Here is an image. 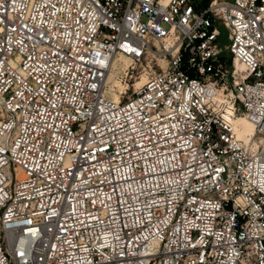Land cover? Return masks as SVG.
<instances>
[{"label":"built area","instance_id":"obj_1","mask_svg":"<svg viewBox=\"0 0 264 264\" xmlns=\"http://www.w3.org/2000/svg\"><path fill=\"white\" fill-rule=\"evenodd\" d=\"M199 1L0 0V264H264V0Z\"/></svg>","mask_w":264,"mask_h":264},{"label":"rangeland","instance_id":"obj_2","mask_svg":"<svg viewBox=\"0 0 264 264\" xmlns=\"http://www.w3.org/2000/svg\"><path fill=\"white\" fill-rule=\"evenodd\" d=\"M208 2L209 0H200L199 4L201 6L204 5V3ZM220 34L218 35V41L221 45H224L228 43V37H227V30L220 25ZM121 55V54H120ZM223 65L227 66L230 71H234L235 75H240L245 73V67L243 64H241L239 61H233L231 57H229L224 52L223 57ZM166 63V57L163 55H154L153 53H147L145 56H143L139 60H132L131 58H115L111 63V68L107 71V78L106 82L104 83V90L114 99L118 100L124 97L129 96L133 89L137 87L139 84H141L145 78L147 71L149 70H155L158 71L161 69L162 66H164ZM240 63V65L238 64ZM244 69V70H243ZM233 80V76L230 74L227 76L226 84H231ZM219 90V96L218 94H214V99L219 104V109H222L223 111L225 108H232L230 105V101H227V92L229 88H225L224 86L222 88L218 87ZM243 110L240 107H237L236 112L234 113L235 116H241L243 115ZM254 131V135L251 137V139H254L255 141L259 142V134ZM250 136L246 139H249Z\"/></svg>","mask_w":264,"mask_h":264},{"label":"bare ground","instance_id":"obj_3","mask_svg":"<svg viewBox=\"0 0 264 264\" xmlns=\"http://www.w3.org/2000/svg\"><path fill=\"white\" fill-rule=\"evenodd\" d=\"M122 57L128 58V56L122 54L121 55L116 54L113 57H111L107 71L111 68V63L115 58H122ZM238 64L240 65V63ZM106 78H107V72H106L105 82H106ZM229 103L232 108H225L223 111H221V116L226 121L232 124L238 137L247 140L246 138L249 135L250 136L249 140H252L251 137L255 134L253 131L255 130L253 123L244 114L238 117L235 116L234 113L236 112V110L234 109V106L231 104V102Z\"/></svg>","mask_w":264,"mask_h":264},{"label":"trees","instance_id":"obj_4","mask_svg":"<svg viewBox=\"0 0 264 264\" xmlns=\"http://www.w3.org/2000/svg\"><path fill=\"white\" fill-rule=\"evenodd\" d=\"M207 4V1H206V3H204V5H206Z\"/></svg>","mask_w":264,"mask_h":264}]
</instances>
